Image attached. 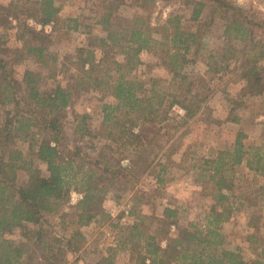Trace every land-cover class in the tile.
Masks as SVG:
<instances>
[{"label": "trees", "instance_id": "1", "mask_svg": "<svg viewBox=\"0 0 264 264\" xmlns=\"http://www.w3.org/2000/svg\"><path fill=\"white\" fill-rule=\"evenodd\" d=\"M117 1L121 0H111L97 21L105 32L100 37L93 35L92 28L85 27L81 18H62L65 2L26 0L38 23L43 26L53 23L59 39L62 32H82L90 37L88 45L77 50L73 62L81 75L79 81L94 87L104 98L114 100L102 105L100 137L105 143L96 156L71 141L65 131L63 119L73 104L72 89L58 84L51 91L44 90L40 85L42 74L28 70L24 75L27 93H20L11 68L13 63L32 58L54 78L58 58L47 49L51 35L27 27L24 31H28L30 38L24 39L21 48L1 46L7 36L6 25H12L10 18L17 22L20 19L15 11L18 5L0 4V27L5 28L0 33V104L13 108L12 116L0 127V264H68V254L78 256L85 244L83 232L74 229L70 237L53 235L46 215L59 210L70 201L73 192H78L82 194L76 205L78 225L97 223L100 198L111 186L122 177L135 185L151 165L149 148L137 129L168 121L176 106L185 110V119L197 118L210 98V81L223 70L224 74L231 72L232 62H236L234 69L245 82L243 95L247 98L264 95V42L255 38L254 31V27L264 29V21L255 23L228 0H209L222 14L225 37L241 42L242 48L230 45L222 49L223 54L212 56L205 81L202 77H190L183 69L193 63L192 55L200 53L206 33L201 29L210 26L212 20L200 23L201 28L196 31H186L182 28V17L170 15L161 26L163 35L156 36L144 13L131 17L115 14ZM139 1L152 5L156 0ZM195 5L192 17L199 21L206 5L203 1ZM143 52L160 58L158 65L165 67L170 77L146 80L132 75L144 64ZM87 118L88 115H83V119ZM230 120L240 122L238 117ZM42 128L49 139L40 142L36 159L47 166V175L22 150L12 146L34 141ZM125 160L129 161L127 166ZM205 163L209 166L203 169L208 173L206 182L213 184L207 196L220 205L221 211L214 204L205 229L191 224L180 235L166 239L165 246L156 235L144 234L136 219L132 228L136 234L131 237H146V254L141 264H264V249L260 257L247 262L240 251L228 247L226 235L221 232V225L230 220L234 209L230 199L235 198L231 194L237 167L245 165L250 171L264 174V148H247L238 139L233 151H221ZM19 171L29 173L25 184L18 182ZM164 182L161 173L158 174V184ZM176 216V209L165 208L168 223H175ZM16 230L23 231L25 242L16 244L4 237Z\"/></svg>", "mask_w": 264, "mask_h": 264}, {"label": "rangeland", "instance_id": "2", "mask_svg": "<svg viewBox=\"0 0 264 264\" xmlns=\"http://www.w3.org/2000/svg\"><path fill=\"white\" fill-rule=\"evenodd\" d=\"M59 1L65 2L60 14L62 18L79 17L85 27L92 28L93 35L105 36L97 21L103 11H106L105 6L111 0ZM197 1H203L206 5L199 21L192 17ZM228 1L235 4L255 23L264 21V0ZM11 2L18 5L14 10L20 20L17 22L14 18H10L12 25H6L7 36L2 40L1 46H5V49L6 47L21 48L24 39L30 38L28 31H24L27 27L51 35L47 49L58 58L54 78L50 77L46 67L32 58L13 63L11 68L19 84L20 93L23 95L27 93L24 75L28 70L42 74L40 85L44 90L51 91L58 84L72 89L73 104L67 109L63 119L65 131L71 141L77 142L90 155L96 156L97 151L105 143L100 137L102 105L113 103L114 100L104 98L103 94L94 87L79 81L81 75L73 62H76L77 50L86 47L90 37L82 32H62V37L59 39L53 23L48 24L51 27L47 29L45 28L47 25L43 28L38 27L40 23L34 17V11L32 7H28L26 0H0L2 5ZM113 11L124 17H131L138 12L144 13L147 21L154 27L156 36L163 35L161 26L166 23L170 15H180L182 28L186 31H196L201 28L200 23L212 20L210 26L201 29L206 33L202 39L200 53L192 55L193 63L183 69L190 77H202L207 81L205 74L212 56L218 52L223 54L222 49L230 45L242 48L241 42H233L225 37V22L221 18L222 14L209 0H156L152 5H144L139 0H121L115 3ZM254 29L255 38L264 42V29L259 27ZM4 31L5 28L0 27V33ZM141 59L144 64L132 75L146 80L151 77H170L167 69L158 65L160 58L154 54L143 52ZM235 63L232 62L231 72L224 74L225 70H223L212 82L210 81V98L203 105L197 118L185 119V110L176 106L172 109L168 121L162 124H147L137 129L149 148L151 165L135 185L127 183V179L122 177L111 186L109 192L100 198L97 223L94 222L86 227L78 225L76 205L82 199V194L73 192L67 204L56 212L46 215L52 234L70 237L74 229H80L84 235L106 236L105 242L101 243L100 247L108 253L110 249H116V244H122L119 250L125 256L119 257L120 264L125 262L141 264L146 254V237H131L136 234L132 230L136 219L144 234L156 235L163 246L166 245V239L180 235L184 229L190 228L191 224H198L201 229H205L211 219L212 207L217 204L212 197L207 196V193L212 191L213 184L206 182L208 180L205 177L208 173L203 169L209 166L205 161L216 158L221 151H233L238 139L247 148L251 146L264 148V95L254 98L243 95L245 82L240 72L234 69ZM220 77H223L222 80ZM12 111L11 105L0 104V127L5 124L8 117L12 116ZM83 115H88V118L83 119ZM234 117L240 118V122H232L230 119ZM47 139L49 134L42 128L34 141L17 142L12 145L22 150L27 159L35 161L44 175H47V166L36 159V150L40 142ZM117 157L122 156L117 155ZM128 164L129 161L125 160L124 165ZM160 173L165 180L162 184H158ZM28 179V172L19 171V184H25ZM234 183L235 189L231 195L235 198L230 199L234 209L230 220L221 225V232L226 235L228 247L240 251L244 260L248 262L260 257L264 249V174L250 171L242 165L237 167ZM217 205L220 210V205ZM165 208L177 210L175 223L170 224L166 221ZM138 215L141 218L136 217ZM4 237L16 244L26 241L22 230H16L13 234H6ZM84 253L78 254L80 258L78 261V256L68 254L66 257L68 264H91L87 262Z\"/></svg>", "mask_w": 264, "mask_h": 264}, {"label": "crops", "instance_id": "3", "mask_svg": "<svg viewBox=\"0 0 264 264\" xmlns=\"http://www.w3.org/2000/svg\"><path fill=\"white\" fill-rule=\"evenodd\" d=\"M84 237L85 246L79 252V254L84 253L85 251L84 257L86 258L87 262H91V264H120L118 262L119 257L125 256V254H122L121 250H119V247H121L120 245H122L121 243H119L120 245L116 244V249H110L109 253L103 247H100L101 243L105 242L104 237L106 236L84 235ZM123 264H126V262Z\"/></svg>", "mask_w": 264, "mask_h": 264}, {"label": "built area", "instance_id": "4", "mask_svg": "<svg viewBox=\"0 0 264 264\" xmlns=\"http://www.w3.org/2000/svg\"><path fill=\"white\" fill-rule=\"evenodd\" d=\"M38 27H39V28H43V25L39 24ZM48 27H51V25H47V26H45L46 29H47ZM181 111H182V110H181Z\"/></svg>", "mask_w": 264, "mask_h": 264}]
</instances>
